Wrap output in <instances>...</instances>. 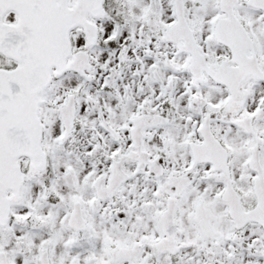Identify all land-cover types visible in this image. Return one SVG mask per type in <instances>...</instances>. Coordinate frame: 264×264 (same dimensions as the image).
<instances>
[{"label":"snow or ice","instance_id":"obj_1","mask_svg":"<svg viewBox=\"0 0 264 264\" xmlns=\"http://www.w3.org/2000/svg\"><path fill=\"white\" fill-rule=\"evenodd\" d=\"M0 264H264V0H0Z\"/></svg>","mask_w":264,"mask_h":264}]
</instances>
